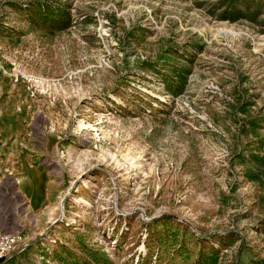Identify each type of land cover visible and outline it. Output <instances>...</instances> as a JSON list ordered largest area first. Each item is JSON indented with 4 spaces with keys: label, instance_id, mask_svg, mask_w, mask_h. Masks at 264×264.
I'll return each mask as SVG.
<instances>
[{
    "label": "rangeland",
    "instance_id": "obj_1",
    "mask_svg": "<svg viewBox=\"0 0 264 264\" xmlns=\"http://www.w3.org/2000/svg\"><path fill=\"white\" fill-rule=\"evenodd\" d=\"M0 264H264V0H0Z\"/></svg>",
    "mask_w": 264,
    "mask_h": 264
},
{
    "label": "built area",
    "instance_id": "obj_2",
    "mask_svg": "<svg viewBox=\"0 0 264 264\" xmlns=\"http://www.w3.org/2000/svg\"><path fill=\"white\" fill-rule=\"evenodd\" d=\"M20 237L12 233L0 234V260L5 252L19 241Z\"/></svg>",
    "mask_w": 264,
    "mask_h": 264
}]
</instances>
